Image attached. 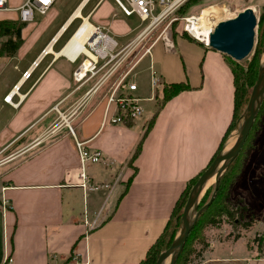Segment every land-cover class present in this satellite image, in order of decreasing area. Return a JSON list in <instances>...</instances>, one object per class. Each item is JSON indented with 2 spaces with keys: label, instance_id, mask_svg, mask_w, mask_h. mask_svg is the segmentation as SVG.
Segmentation results:
<instances>
[{
  "label": "crops",
  "instance_id": "obj_1",
  "mask_svg": "<svg viewBox=\"0 0 264 264\" xmlns=\"http://www.w3.org/2000/svg\"><path fill=\"white\" fill-rule=\"evenodd\" d=\"M23 1L10 0V5L16 8ZM77 11L93 25L106 27L121 46L139 33L133 16H125L114 0H56L45 15L25 24L23 45L0 62V264H140L189 182L209 166L234 115L235 84L227 55L179 34L174 52L164 44L154 51L163 42L155 45L149 63L134 76L139 84L136 93L152 96L151 66L164 84L185 82L190 89L166 102L144 99L153 105L149 110L143 104L146 118L105 123L106 106L98 104L97 94H88L90 80L75 81L80 60L64 61L56 54L81 23L59 50L54 49L79 17ZM1 13L0 19L19 21L17 10ZM33 31L40 43L22 63L18 52L28 50L31 41L26 34ZM50 44L53 52L45 55ZM50 54L54 60L29 84ZM33 68L32 76L24 80L23 73ZM17 84L14 106L4 98ZM148 90L147 96L142 94ZM156 102L161 104L157 107ZM116 112L113 106L110 115ZM52 117L60 120L58 134L53 125L33 143H45L43 147L7 158L10 145ZM76 138L104 156L100 168L86 166V178L81 177ZM228 149L227 143L224 150ZM230 200L233 205L244 203L243 220L254 225L236 231L224 220L208 226L207 245L199 242L193 261L211 264L230 255L225 251L234 254L242 238L263 236L259 224L264 222V124ZM96 218L100 224L91 229L85 220ZM261 246L264 252V241Z\"/></svg>",
  "mask_w": 264,
  "mask_h": 264
},
{
  "label": "built area",
  "instance_id": "obj_2",
  "mask_svg": "<svg viewBox=\"0 0 264 264\" xmlns=\"http://www.w3.org/2000/svg\"><path fill=\"white\" fill-rule=\"evenodd\" d=\"M56 0H24L21 5L13 8L10 0H0V12L17 10L18 20L24 24L35 21L38 14L45 15ZM125 16H136L141 23L146 25L139 33L123 46L120 51L118 40L110 33V31L100 25H94V35L96 39L89 43L86 47L96 55V59L91 58L86 52H82L75 61L80 60L74 72L76 82L88 81L94 79L101 71H103L90 88L89 93L94 92L98 95V104L104 103L106 106L104 121L111 124L123 123L126 120H137L145 115L144 99L154 100L156 92L163 87L164 83L161 74L153 66H151L150 82L153 94L149 98H142L138 95L139 84L134 80V68L148 55H151L155 45L161 41L166 50L174 52L176 43L172 35V28L175 22H182L183 32H186L192 39L209 46L208 41H204L195 36L190 26L192 20L197 18L194 15H180L178 11L188 0H114ZM184 22V23H183ZM163 24L164 31L157 39H154V32ZM214 30V29H213ZM213 32V31H212ZM182 35V34H180ZM1 47V38H0ZM122 52H125L124 58L117 65H108L116 59ZM133 54L132 60L126 65V68L119 71L123 61ZM82 59V60H81ZM90 61L87 65L86 62ZM116 107L117 112L110 115L112 107ZM60 128L57 124L52 131L56 133ZM74 136L75 133L71 128ZM76 147L79 153L81 177L86 178L85 168L89 163H100L104 160L103 153L100 149H90L85 146V142L78 141L76 138ZM86 186V183H83ZM85 223L91 229L98 226L99 219Z\"/></svg>",
  "mask_w": 264,
  "mask_h": 264
},
{
  "label": "trees",
  "instance_id": "obj_3",
  "mask_svg": "<svg viewBox=\"0 0 264 264\" xmlns=\"http://www.w3.org/2000/svg\"><path fill=\"white\" fill-rule=\"evenodd\" d=\"M194 0H188L178 11L179 14L184 13V9L186 6L192 4ZM179 22L174 23V30L177 29V25ZM259 33H258V42L252 52V56L250 58V62L246 66L242 65L238 61L234 60L233 58L228 57L229 64L234 76V84H235V108H234V115L233 118L228 126L226 133L224 134L219 148L214 155L213 159L211 160L210 164L214 160V158L223 150L227 145V140L231 133L236 129L237 123L241 121L243 113L245 111V107L248 105L250 101V97L252 94V90L254 85L257 82L259 71L263 62H261L262 54L264 53V7L263 12L259 19ZM25 27V24L20 21L15 20H2L0 21V37H9L3 43V50L7 53V56H14L18 49L23 44V37H22V30ZM183 35L188 36L186 32ZM189 37V36H188ZM16 38V39H14ZM191 38V37H190ZM199 42V41H198ZM201 43V42H200ZM190 89V86L185 82L179 83H170L164 84L162 90H158L156 92V97L158 98L159 102H166L173 96L179 94L180 92ZM264 124V99L255 120V123L252 127L249 137L240 152V154L235 158L220 177L219 180V189L217 191L216 197L211 205L206 208L198 217L197 221L195 222L187 242L178 256L175 264H192L193 255L197 252L196 243L202 242L204 246L207 245L205 242L204 237V230L210 225H220L223 223L224 220L227 222H232L236 227H243L245 229H249L254 225L252 221H244L243 212L246 211V207L243 206H233L230 200V191L235 183L237 177L241 173L243 168V157L246 149L248 147V143H250V139L254 131H258L261 125ZM209 164V165H210ZM204 172V170L195 178L189 182L188 186L186 187L185 191L181 195V197L176 202L171 217L161 235L158 239L154 242V244L149 248L145 259H143L140 264H156L160 254L167 250L175 240L178 235V232L181 228L182 223V216L184 213V208L189 196V193L194 186V184L199 179L200 175ZM211 189V187L209 188ZM215 189V185H214ZM209 194V190H208ZM207 194V195H208ZM207 195L204 197L199 205L198 209L201 208L204 204L209 202L207 200ZM238 236V235H236ZM258 241L263 243L264 235L258 236L256 238ZM197 254H199L197 252Z\"/></svg>",
  "mask_w": 264,
  "mask_h": 264
},
{
  "label": "rangeland",
  "instance_id": "obj_4",
  "mask_svg": "<svg viewBox=\"0 0 264 264\" xmlns=\"http://www.w3.org/2000/svg\"><path fill=\"white\" fill-rule=\"evenodd\" d=\"M217 7L218 8V17L214 20V21H210V24L208 26H211V27H215L220 21L222 20H227L229 18H233L235 17L239 12L247 9V8H253L255 10V13L257 15V18H258V23H259V19H260V16L263 12V7H264V0H194L192 2V4L186 6V8L184 9V13L180 14V15H184V16H191V15H194L196 17L200 16L202 14V12L205 10V9H208L209 7ZM0 16L2 17L3 14L0 12ZM38 17V16H37ZM86 16H84L83 14L80 15L76 21L73 23V25L71 26L70 30L67 32V34L65 35V37L62 39V41L60 43H58L54 49L57 51L59 50L63 44L70 38V36L73 34V32L76 30V28L78 27V25L85 19ZM2 20H7V19H0V21ZM16 21V20H15ZM184 23V22H183ZM132 24L133 25H137V31L136 32H139L145 25L146 23H141L140 19L136 16H133L132 17ZM166 24H163V26H161L158 30H156L154 32V39H157L159 37V35L162 33V31H164V26ZM213 25V26H212ZM259 29V25H257L256 27V44L258 42V31ZM183 29H182V22H179V24L177 25V29L174 30V28H172V35L175 39V36L176 35H179V34H182L183 35ZM185 36V35H183ZM189 36V35H188ZM23 37V36H22ZM190 37V36H189ZM1 47H0V62L3 60H7V53L3 50V43L9 39V37H3L1 36ZM26 38H27V42H30L29 44V47H28V50L24 51L23 48L21 50V53L20 51L18 52V57L21 58V62H25V57L24 55L27 54L30 50H32L34 47L37 46L38 43H40L39 41V36H35V32L33 31V34H30L29 32H27L26 34ZM16 39V38H14ZM24 38H23V42H24ZM48 43V42H47ZM46 43V44H47ZM45 44V45H46ZM255 44V46H256ZM23 45V44H22ZM44 45V46H45ZM163 45V43H159V45L154 49V51L158 50L159 47H161ZM32 46V47H31ZM43 46V47H44ZM164 46V45H163ZM42 47V48H43ZM62 49V48H61ZM120 51H122L123 49V46H120L119 47ZM35 50V49H34ZM37 50V49H36ZM42 50V49H41ZM41 50H39V52L37 53V55L41 52ZM125 52H122L116 59H114L113 61L110 62V64L108 65V67L106 69H108L109 67L111 66H114V65H117L121 62V60L124 58L125 56ZM20 55V56H19ZM252 55H250L248 58H246L245 60H242V61H238L239 63H241L242 65L246 66L248 64V62H250V58H251ZM62 58L64 61L65 60H68L67 58L65 57H60ZM133 58V54L131 56H129L127 59H125L123 61V63L121 64L120 68H119V71L123 70L126 68V65L129 64V62L132 60ZM150 58L151 56L148 55L147 57H145L143 59V61H141L138 66L133 70V74H135L136 76V72L139 73V71L146 65L149 63L150 61ZM53 57L52 55H48L44 61H42V63L40 64V66L37 67L36 71H35V74L34 76L30 79L29 81V84H31L36 78L37 76L39 75V73L41 71L44 70V68H46L52 61H53ZM82 60V59H81ZM264 61V53L262 54V57H261V62ZM87 65L90 64V61L88 60L86 62ZM103 71H101L102 73ZM99 73L94 79L90 80L89 81V88H91V86L94 84V82L97 80V78L99 77V75L101 74ZM22 74V73H21ZM6 76V75H5ZM4 76V77H5ZM3 79V78H2ZM6 79V77H5ZM142 80L140 79L139 80V83H141ZM28 84V86H29ZM148 84V83H147ZM150 87V86H149ZM150 93V90H148V92H145L143 91L142 94L143 95H148ZM98 100V96L96 97V101ZM162 101V100H161ZM160 101V102H161ZM72 102V101H71ZM159 102V100H158ZM143 104L147 105L148 109H152L151 107H153L152 105V102L151 101H143L142 102ZM161 103H157L156 102V105L157 107L160 105ZM247 107V106H246ZM245 107V109H246ZM147 109V110H148ZM147 112L145 113V115L140 118V119H143L144 117L146 118V115ZM60 122V120L57 118V117H52V119L48 122V123H45L43 126L37 128L33 133H31L29 136H27L26 138H23V139H19V140H16L12 145H10V147L7 149V152H6V156L7 158L15 153H19L21 151H24L23 154H25L26 152L27 155L31 154L32 152H34L36 149H33L35 148V146H38L36 148H41L45 145V143H39L38 145L36 144H33L37 141L36 137H38L41 133H46L47 130L51 129V127L54 125L57 126V124ZM241 122H242V119L241 121H239V123H237V127L236 129L234 130L235 132L232 134V138L231 135L229 136L228 140H227V143L228 145L231 144H234L237 137H238V134H239V127L241 125ZM53 129V128H52ZM62 128L59 129L58 132L61 131ZM58 132H56L55 134H58ZM256 134H257V130L253 132L252 134V137L250 139V143H248V147L246 149V152L244 153V157H243V162L245 163V160L247 158V155H248V152L254 147V143H255V137H256ZM230 139V140H229ZM229 141V142H228ZM46 142V141H45ZM32 145V146H31ZM31 150V151H30ZM25 156V155H24ZM243 163V164H244ZM90 166H94L95 168H100L101 166V163H89ZM88 164V165H89ZM216 179H213V182L211 184H209L206 188V190L203 192L202 196H201V199L200 201L206 197V195L208 194V190H209V194L207 195V200H210L213 192H214V185H215V181ZM211 187V189H209ZM233 206L237 207V206H245L244 203H235ZM195 214H196V210L195 208H193L192 212H191V220L194 219L195 217ZM245 214V211L243 212V215ZM246 215V214H245ZM230 224L233 225L232 222H230ZM259 228H262L261 231L264 235V222H261L259 224ZM207 229V228H206ZM205 229V230H206ZM239 229V227H236L235 226V230L237 231ZM205 230H204V237H205V240H206V235H205ZM179 234V232H178ZM258 238V237H256ZM254 237V235H252L251 239L249 241H252V250L248 249L247 247V243L249 241H247L246 238H242V240H240L239 242H237L236 244V247H235V251H234V254H232L231 250L228 251H225V255H228V253H230V255L228 256H222L221 258H219L218 260H215V261H212L211 264H264V252L263 250H259V246L260 245V241H258ZM254 242V244H253ZM200 243L197 242L196 243V247L200 246L199 245ZM262 244V243H261ZM263 246V245H262ZM261 246V247H262ZM224 249H227V248H224ZM170 263V258L164 263V264H169ZM193 264H199V260L196 258L194 261H193Z\"/></svg>",
  "mask_w": 264,
  "mask_h": 264
},
{
  "label": "water",
  "instance_id": "obj_5",
  "mask_svg": "<svg viewBox=\"0 0 264 264\" xmlns=\"http://www.w3.org/2000/svg\"><path fill=\"white\" fill-rule=\"evenodd\" d=\"M257 25L258 18L255 10L253 8H247L239 12L235 17L219 22L211 33L209 46L236 61L245 60L252 54L255 48ZM263 99L264 61L260 68L257 82L253 87L250 101L243 113L242 122L239 127L240 132L234 145L230 149L223 150V152L219 153L192 187L184 208L179 234L172 245L160 254L156 264H164L169 258V264H175L198 217L214 201L219 189L220 177L242 151L255 123ZM212 177L216 178L214 192L209 202L198 209L201 196ZM193 208H195L196 214L194 219L191 220L190 215Z\"/></svg>",
  "mask_w": 264,
  "mask_h": 264
},
{
  "label": "bare ground",
  "instance_id": "obj_6",
  "mask_svg": "<svg viewBox=\"0 0 264 264\" xmlns=\"http://www.w3.org/2000/svg\"><path fill=\"white\" fill-rule=\"evenodd\" d=\"M80 11L76 12V16H80ZM218 8L217 7H209L208 9H205L200 16L193 19L192 26H190V29L192 33L197 36L199 39L208 41L210 40L211 33L213 31V27L208 26L210 24V21H214L218 17ZM215 18V19H214ZM214 19V20H213ZM213 26V25H212ZM96 39L94 35V25L90 23L87 19L83 20L75 33L71 36V38L67 41L64 47L59 52H56L58 56L62 55L63 57L70 59V60H76L77 57L82 53L86 52L91 58L96 59V55L93 54L87 47L86 43H92ZM53 52L52 44H50L43 53L47 55V53ZM44 55V56H45ZM33 69L26 70L22 77L24 80L29 79L33 74ZM20 89V85H15L13 90L10 94L5 96V101L9 102L10 104L14 106H18V102H14L13 97L15 95V92ZM234 144H232L233 146ZM230 144V148L232 147ZM213 179H216L215 177H212L207 186L213 182Z\"/></svg>",
  "mask_w": 264,
  "mask_h": 264
}]
</instances>
